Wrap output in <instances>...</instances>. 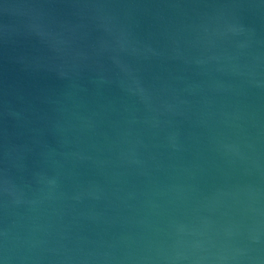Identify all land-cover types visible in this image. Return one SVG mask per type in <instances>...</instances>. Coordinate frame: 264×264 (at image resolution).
<instances>
[{"label": "water", "instance_id": "1", "mask_svg": "<svg viewBox=\"0 0 264 264\" xmlns=\"http://www.w3.org/2000/svg\"><path fill=\"white\" fill-rule=\"evenodd\" d=\"M0 264H264V0H0Z\"/></svg>", "mask_w": 264, "mask_h": 264}]
</instances>
